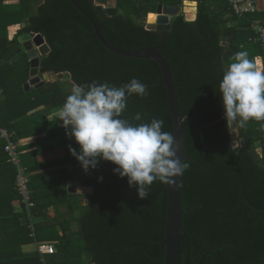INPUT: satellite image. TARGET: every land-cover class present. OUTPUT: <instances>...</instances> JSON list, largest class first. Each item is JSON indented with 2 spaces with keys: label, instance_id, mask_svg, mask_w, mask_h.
I'll return each mask as SVG.
<instances>
[{
  "label": "trees",
  "instance_id": "1",
  "mask_svg": "<svg viewBox=\"0 0 264 264\" xmlns=\"http://www.w3.org/2000/svg\"><path fill=\"white\" fill-rule=\"evenodd\" d=\"M6 1L15 0H0V49L19 44L18 37L24 33H41L51 47L41 58V71L69 72L72 78L26 91L24 84L30 77L26 53L0 68V127L18 130L17 143L20 136L49 128L48 138L34 145L61 142L65 154L55 163L70 166L47 177L31 175L38 165L24 158L19 144L35 202L29 214L16 189V167L0 137V264H165L166 184L157 180L148 199H139L128 178L114 174L117 165L112 162L101 159L96 169L85 172L69 151L71 145L79 152L80 145L57 118L45 124L44 114L26 119L27 125H34L31 131H26L27 125L8 126L11 117L42 105L59 109L74 84L96 81L119 87L136 78L148 86V95L129 97L121 118L134 124L162 118L163 130L174 135L161 66L154 60L110 51L94 37L93 25L70 0ZM74 1L96 20L112 45L125 49L164 46L158 52L171 66L184 107L185 156L191 163L181 182L186 233L181 238V264H264V209L251 206H264V121L252 120L244 128L234 125L245 145L240 142L231 151L235 128L227 126L219 91L224 71L237 52L247 51L249 59L264 70L257 27V21L264 25V7L257 3L256 11L238 15L229 0H192L197 2V17L188 20L182 10L186 0H115V6L108 5V0ZM160 4L180 6L181 12L157 29H148L146 18ZM15 24L24 26L10 40L8 27ZM138 112L144 116L134 121ZM77 177L81 185L93 188L92 193L71 196L69 186ZM14 199L20 200V210L11 205ZM51 207L56 210L52 219ZM22 226L27 229L20 233ZM36 242L52 244L56 251L44 255L23 251L24 245Z\"/></svg>",
  "mask_w": 264,
  "mask_h": 264
},
{
  "label": "clouds",
  "instance_id": "2",
  "mask_svg": "<svg viewBox=\"0 0 264 264\" xmlns=\"http://www.w3.org/2000/svg\"><path fill=\"white\" fill-rule=\"evenodd\" d=\"M230 59L219 84L228 128L264 121V70L249 59L247 51L237 52ZM133 95L145 97L148 86L136 78L119 87L96 81L74 84L56 118L80 145L79 152L71 145L69 151L85 172L96 169L101 159L112 162L117 165L114 174L127 177L129 187L137 188L139 199H148L153 183L158 180L175 187L173 178L182 177L191 163L177 155L175 137L163 130L162 118L137 124L121 118ZM143 116L138 112L132 119L141 121ZM238 144V139L234 140L230 150L235 152Z\"/></svg>",
  "mask_w": 264,
  "mask_h": 264
},
{
  "label": "water",
  "instance_id": "3",
  "mask_svg": "<svg viewBox=\"0 0 264 264\" xmlns=\"http://www.w3.org/2000/svg\"><path fill=\"white\" fill-rule=\"evenodd\" d=\"M76 8L81 11L91 22L95 29L94 37L98 38L110 51L134 58H143L156 61L162 68L163 71V81L167 89L169 104H170V115L173 119L174 124V137L177 142L178 152L177 155L180 157L181 161L187 160L185 156V130H184V119L182 116L183 106L180 104L177 92L176 85L173 76V71L169 62L161 55L158 50L162 47H149L141 49H125L112 45L103 35L100 27L98 26L96 20L84 10L76 1L70 0ZM168 8V12H166ZM197 11V8L196 10ZM181 12V7L176 5H163L160 4L157 8L156 14L166 15L170 20L171 17L178 15ZM187 19L188 16H187ZM167 22H155L149 23L147 25L148 29H157L158 24L168 23ZM19 42L22 44V48L26 51L30 59V79L24 84L26 91H29L31 87L40 88L50 82L49 74L55 73H43L41 71V58L48 55L51 52V47L46 41L45 37L41 33H24L18 37ZM67 79L70 80L71 74L69 72L55 74L54 80L56 79ZM238 128H235L233 137L234 139L238 138ZM75 139V137L73 136ZM241 145H245V139L240 140ZM176 181V186L172 187L166 185L167 190V220L165 227V235L162 240V254L165 255V264H181V238L185 236V230L183 228V202H182V192H181V182L182 177H174ZM93 188L88 186H80L77 188L76 192L72 196L80 195L81 193L90 194L92 193ZM87 203V201L85 202ZM252 207L258 208L255 205L251 204Z\"/></svg>",
  "mask_w": 264,
  "mask_h": 264
},
{
  "label": "crops",
  "instance_id": "4",
  "mask_svg": "<svg viewBox=\"0 0 264 264\" xmlns=\"http://www.w3.org/2000/svg\"><path fill=\"white\" fill-rule=\"evenodd\" d=\"M15 1H17V0H15ZM15 1H6V2H15ZM257 3L260 6V8L264 7V0H257ZM194 4L196 5L197 11H198L196 1L186 0L184 2L185 8L191 7ZM112 6H115V5H112ZM184 6H183V8H184ZM185 8L182 10L184 11ZM186 10H188V9H186ZM197 11L195 14V18L194 19L189 18L188 20H195L197 17ZM151 14L153 15L156 13H151ZM185 14H186V12H185ZM186 17H187V14H186ZM167 20H168V18H167ZM23 26H24V24L10 25L8 27L9 39L13 40L14 37L16 36L18 30L20 28H22ZM25 53H26V51L22 48V44L20 42H19V44H13V45L8 46V49H0V68H5L8 65L21 60L24 57ZM49 76H50V82L55 81L54 80L55 74L54 75L49 74ZM29 79H30V77H29ZM50 82H47V84ZM32 88H35V87H31V89ZM1 92L2 91L0 89V97H1ZM57 111H58V109H54V108L50 107V105H42L36 109H33L32 111L28 112L27 114L22 115V113H21L17 116L11 117L8 121L9 122L8 126L10 128H12L13 125H17V126L21 125L22 127H24L27 125L26 124L27 122H25L26 119L31 120L34 118H38L40 115L43 116L42 114H44V117H42L43 118L42 121L45 124L46 122H51L52 120H54L56 118ZM33 127H34V125L29 124V125H27V127L25 129H26V131H31ZM16 131L18 132V130H16ZM238 132H239V130H238ZM49 133H50V129L48 128L47 130L44 129L43 132H40V133L34 132V133H30L28 135H25L24 137H21V136L19 137V144L22 147V153H23V155L25 154L24 158H27V159L29 158L30 162H33V163L38 165V167L31 172V175H36L37 177H47V174H49L50 172H54L58 169H63L65 167L70 166V164H68L67 162L65 164H60V165H59V163H55L58 159L62 158L65 154L64 153L65 150H64L61 142H56L54 144V146L48 145L50 142H48V143L44 142L45 144L43 146H35L34 145V143L37 140H39L40 138L41 139H47L48 138L47 136H49L48 135ZM70 138L72 141H76L73 138V136ZM238 138H239V136H238ZM238 138H236V139H238ZM42 174H43V176H41ZM80 186H83V185H81V182H80L79 178L77 177L75 180V184L69 186L71 196L74 192H76L77 188ZM82 194H85V193H81L80 195H82ZM86 201L87 200L84 199V204ZM11 205L14 207V209L16 211L21 209V203H20L19 199H14L13 202L11 203ZM55 215H56V210L54 209V207H51L50 211H49V217L52 219L55 217ZM25 229H27V228L25 226H22V227L18 228V231L20 233H22L25 231ZM40 243H42V242H36V243L24 245L23 251L24 252H26V251H32V252L38 251L37 247H38V244H40ZM41 255H44V254H41Z\"/></svg>",
  "mask_w": 264,
  "mask_h": 264
},
{
  "label": "built area",
  "instance_id": "5",
  "mask_svg": "<svg viewBox=\"0 0 264 264\" xmlns=\"http://www.w3.org/2000/svg\"><path fill=\"white\" fill-rule=\"evenodd\" d=\"M232 10L238 15L246 12H254L257 10V0H229ZM259 32V39L264 47V25L257 21ZM16 133L11 132L8 128L0 127V137L6 141L5 150L10 156L11 162L15 165L16 174V189L22 197V202L26 205L28 212L35 206L32 199V190L30 188V178L28 176L27 168L23 165L22 159L18 153L19 143L15 140ZM30 214V212H29ZM38 251L41 254H53L56 248L52 244L40 243L38 244Z\"/></svg>",
  "mask_w": 264,
  "mask_h": 264
},
{
  "label": "bare ground",
  "instance_id": "6",
  "mask_svg": "<svg viewBox=\"0 0 264 264\" xmlns=\"http://www.w3.org/2000/svg\"><path fill=\"white\" fill-rule=\"evenodd\" d=\"M186 9H188V10H186ZM166 10V12H168V8H166L165 9ZM196 5L194 4L193 6H191V7H187V8H185V12H186V14H187V16H188V18H190V19H194L195 18V14H196ZM152 15V14H151ZM153 17H155V16H158V18H160V20H164V19H166V15H158V14H153L152 15ZM150 21V20H149Z\"/></svg>",
  "mask_w": 264,
  "mask_h": 264
},
{
  "label": "rangeland",
  "instance_id": "7",
  "mask_svg": "<svg viewBox=\"0 0 264 264\" xmlns=\"http://www.w3.org/2000/svg\"><path fill=\"white\" fill-rule=\"evenodd\" d=\"M107 4L108 5H110V6H112V5H115L116 3H115V0H108L107 1ZM184 8H185V6H184ZM183 8V9H184ZM156 15V14H155ZM167 16H166V19H164V20H160V18H158V16H155V17H153L151 14L146 18V22H147V24H149V23H157V22H166L167 21ZM150 20V21H149ZM237 140V139H236ZM240 139L238 138V141H239ZM238 146H240V141H239V144H238ZM75 225V224H74Z\"/></svg>",
  "mask_w": 264,
  "mask_h": 264
}]
</instances>
